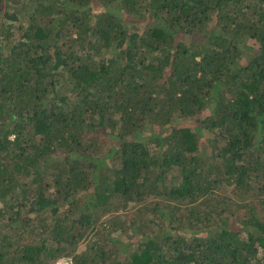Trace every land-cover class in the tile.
<instances>
[{
	"label": "trees",
	"instance_id": "trees-1",
	"mask_svg": "<svg viewBox=\"0 0 264 264\" xmlns=\"http://www.w3.org/2000/svg\"><path fill=\"white\" fill-rule=\"evenodd\" d=\"M62 259L264 264V0H0V264Z\"/></svg>",
	"mask_w": 264,
	"mask_h": 264
},
{
	"label": "rangeland",
	"instance_id": "rangeland-1",
	"mask_svg": "<svg viewBox=\"0 0 264 264\" xmlns=\"http://www.w3.org/2000/svg\"><path fill=\"white\" fill-rule=\"evenodd\" d=\"M109 140H110V138H109ZM243 208H239V212H236V214L235 215H233V216H230V218H233V220L232 221H235L236 220V218H237V216H239V215H242V213L244 212L243 210H242ZM203 228V227H202ZM85 245V244H84ZM84 245H82L81 246V249L83 250V249H85V246ZM62 261H64V262H67L68 263V260H61L60 261V264H62L63 262ZM66 263V264H67Z\"/></svg>",
	"mask_w": 264,
	"mask_h": 264
},
{
	"label": "built area",
	"instance_id": "built-area-1",
	"mask_svg": "<svg viewBox=\"0 0 264 264\" xmlns=\"http://www.w3.org/2000/svg\"><path fill=\"white\" fill-rule=\"evenodd\" d=\"M63 263L62 264H66L67 262H64V261H62ZM60 263V262H59Z\"/></svg>",
	"mask_w": 264,
	"mask_h": 264
}]
</instances>
